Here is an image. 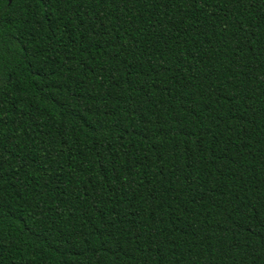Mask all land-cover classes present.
<instances>
[{
	"label": "trees",
	"instance_id": "trees-1",
	"mask_svg": "<svg viewBox=\"0 0 264 264\" xmlns=\"http://www.w3.org/2000/svg\"><path fill=\"white\" fill-rule=\"evenodd\" d=\"M0 264H264V0H0Z\"/></svg>",
	"mask_w": 264,
	"mask_h": 264
},
{
	"label": "water",
	"instance_id": "water-1",
	"mask_svg": "<svg viewBox=\"0 0 264 264\" xmlns=\"http://www.w3.org/2000/svg\"><path fill=\"white\" fill-rule=\"evenodd\" d=\"M10 1V0H9Z\"/></svg>",
	"mask_w": 264,
	"mask_h": 264
}]
</instances>
